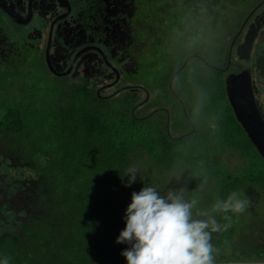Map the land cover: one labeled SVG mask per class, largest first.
<instances>
[{
    "label": "flooded vegetation",
    "instance_id": "flooded-vegetation-1",
    "mask_svg": "<svg viewBox=\"0 0 264 264\" xmlns=\"http://www.w3.org/2000/svg\"><path fill=\"white\" fill-rule=\"evenodd\" d=\"M7 1L13 5L17 2L14 5L17 8L18 0ZM60 2L31 0L28 10L23 13V19L29 17L30 24L23 27L21 37L15 38L6 31L0 33V78L10 75L12 80L18 66L27 69L38 60L43 70L55 79L68 80V86H77L99 98L111 101L119 95L132 94L134 106L142 113L139 118L145 121L154 117L150 113L153 109L155 114L166 111L167 104L159 105L153 101L147 83L135 82V79L147 80L151 73L163 67V76L169 73L166 87L171 90L172 102L174 99L182 105L183 100L176 95L174 83L184 70H191L196 88L192 93L193 106L200 91L206 95L207 88L204 87L210 82L211 94L219 96L222 112L228 114L226 122L232 121L234 127L227 126V131L222 132L219 124L224 126V123L218 117L207 125L206 137L211 144L222 140V145L234 153L229 156H223L222 152L215 154L204 149L202 144L203 154L207 152L202 156L203 177L201 182L196 181L193 190L201 191L197 195L199 201L210 200V205L205 210L192 211L193 218L207 219L208 216L198 215L204 212L220 226L219 231L211 233L209 240L213 264L264 262V214L260 213L264 202V159L235 119L226 99L227 79L234 77L232 87L236 89H233L247 91L256 107L258 117L253 118L252 128L256 129L259 124L264 134V0ZM73 5L78 8V15L83 14L77 28L66 27L60 20L66 8ZM227 14L238 18L237 21L226 22ZM205 28H212L215 46L217 40L221 43L224 57L220 65L212 64L205 50L198 48H202L207 40ZM195 42L198 47L193 46ZM205 76L207 78L201 80L200 77ZM139 94L143 98L136 101L135 96L139 98ZM187 110H192L190 105ZM188 118L186 116L187 122L192 124ZM160 121L163 122L160 125H169L171 120L166 117ZM217 130L221 134L216 135ZM194 131L193 126L189 131L178 129L177 132L167 127L162 136L171 141L179 140L190 138ZM194 140L188 139L191 147H194ZM237 156L249 165H231ZM197 166L201 167V161L195 168ZM9 174L13 177L11 173L3 178L0 174V234L20 233L24 237L23 225L30 226L29 219L34 214L33 196L15 200L13 196L19 192L14 194L17 187L8 184ZM233 192L240 193V198H247L250 204L243 213L234 215V221H228L232 215L222 208L214 210L212 205L227 200L226 195ZM225 225L228 226L226 229Z\"/></svg>",
    "mask_w": 264,
    "mask_h": 264
},
{
    "label": "trees",
    "instance_id": "trees-1",
    "mask_svg": "<svg viewBox=\"0 0 264 264\" xmlns=\"http://www.w3.org/2000/svg\"><path fill=\"white\" fill-rule=\"evenodd\" d=\"M40 64L18 66V95L0 85V174L13 175L6 179L17 187L15 200L33 196L34 213L24 237L0 234V260L127 264L121 252L128 245L115 243L133 193L123 177L130 160L124 144L138 137L134 123L145 120L135 102L125 106L132 95L108 103L77 86L54 85Z\"/></svg>",
    "mask_w": 264,
    "mask_h": 264
},
{
    "label": "rangeland",
    "instance_id": "rangeland-1",
    "mask_svg": "<svg viewBox=\"0 0 264 264\" xmlns=\"http://www.w3.org/2000/svg\"><path fill=\"white\" fill-rule=\"evenodd\" d=\"M227 15L226 22L227 20L231 19L234 23L238 19L232 17L231 15ZM233 26L234 25H232V28ZM204 31L207 37L204 45H206L207 48L204 45L202 48L198 47L199 44L197 42H195L193 46L202 49L203 52L205 50V55L209 58V61L212 64H222L224 55L223 52H221V43L217 40V45L215 46L216 40H212L214 36L212 28H205ZM209 37H211V40L208 41ZM184 49L186 50V48ZM36 65L38 64L36 63ZM162 69L163 67L158 69L155 73H151L150 77L147 80L142 81L141 79H135V82L147 83L151 91V99L154 98L153 101H155L159 105L167 104V106H165L166 111H158L159 114H155V112H153V109V111H151L150 113H152L154 117L146 121H141V123L136 122L134 123L135 126L130 129V131L137 130L138 137L136 136V138H134L132 141L125 142L124 144L125 146L130 147L126 152V154L129 153L130 157V160L127 162V164L128 167L134 166L138 169V177L136 182L129 188L133 189V192H139L145 185L153 186L158 189L162 196H166L169 192H176L183 195L186 201L193 202L192 211H195L196 209L198 211H200L201 209L205 210L206 207H209L210 200H206L204 202L199 201V196L197 195H200L201 191L193 190L196 181H202L201 178L203 177L204 171V168H202V156L206 155L207 153L204 152L203 154V150L205 148L210 149L215 154L222 152L221 154L223 156H229L234 153L232 149H227L225 148L226 145H222V140H218L217 143H213L215 145L209 142V139H207L206 137V135H208L207 125L210 123V121L212 122L219 117L218 120L221 121L222 124L224 123V126L220 124L219 126L221 127V131L225 132L227 131V126L234 127V123L232 121L228 123L226 122V116L228 117V114L222 112V104L220 103L219 96L211 94L210 89L213 88L209 87L211 86L210 82H206L207 85L204 87L207 88L206 95L205 93L200 91L198 95L199 99L197 98L195 106L192 105V103L194 102L192 93H195L194 90L196 88L193 82L194 72L191 70H184V72L181 74V77L179 79H176L174 83V85L176 86V95L178 94L179 97L183 100L182 105L176 103L174 99L172 102V96L171 94H169L171 90L167 89L166 87L168 83L169 73L168 76H163V73L161 72ZM32 73L36 74V76L38 77V73L42 72L35 70ZM45 75L48 76L49 73H46ZM200 78L201 80H204L207 78V76ZM19 79L20 77H14L10 83L5 81L0 83V85L10 87L14 86V88L9 89V92L11 94L18 95L19 89L22 88L19 84ZM52 79L55 82L54 85H68V80H58L54 77H52ZM44 89L45 88L42 87L41 90ZM131 95L132 94H122L115 97L114 99H120V97L122 98L125 96L130 97ZM135 98L136 101L142 100L143 95L139 94V98L138 95H136ZM125 102H128L127 104H125V106L130 108L135 101L130 98V100L128 99V101ZM108 103H113V101H109ZM188 105H190L192 109L191 111L187 110ZM182 106L184 107V109L181 108ZM218 107L221 108L219 109ZM148 112L149 111H147L146 114H148ZM134 113L136 114L137 118L142 116V113L138 108L135 109ZM213 115H215L216 118H213ZM186 116L189 117L188 120L192 124H189L187 122ZM166 117H169L171 120L169 121V125H160V123H163L160 121V119H164ZM118 124H122V122H119ZM191 126H193L195 131L193 132V136H191L190 138L185 137L184 139L171 141L168 140L167 137L162 136L163 131L167 127H169L172 132H175V130L177 132L178 129L189 131L191 129ZM215 134L219 135L221 134V132L217 130ZM125 136H129V131L125 134ZM188 139H195L193 142L194 147L190 146ZM202 144L204 149H202ZM234 144H236V142H234ZM242 146L244 149V144H242ZM195 150H198L200 152L193 153V151ZM200 161L201 167L197 166V168H195V166ZM231 165L242 166L249 165V163L242 161L237 156V160H233L231 162ZM197 172L199 173L195 175ZM248 172L249 171H247L246 173ZM197 178L200 179L197 180ZM226 196L228 197V195ZM215 205L216 204L212 206ZM228 213L232 215V218H229L228 221H234V215L237 216V213H234L232 211H228ZM260 213L264 214V202L261 206Z\"/></svg>",
    "mask_w": 264,
    "mask_h": 264
},
{
    "label": "clouds",
    "instance_id": "clouds-1",
    "mask_svg": "<svg viewBox=\"0 0 264 264\" xmlns=\"http://www.w3.org/2000/svg\"><path fill=\"white\" fill-rule=\"evenodd\" d=\"M137 173L134 166L125 170V187L136 182ZM240 196L238 192L230 193L227 200L217 202L214 210L243 213L250 201ZM192 209L193 202L176 192L162 196L157 188L148 185L133 192L124 214L125 228L115 241L128 245L121 252L127 264H213L209 240L220 226L204 212L198 215L207 219H194ZM0 264H10V257H4Z\"/></svg>",
    "mask_w": 264,
    "mask_h": 264
},
{
    "label": "water",
    "instance_id": "water-1",
    "mask_svg": "<svg viewBox=\"0 0 264 264\" xmlns=\"http://www.w3.org/2000/svg\"><path fill=\"white\" fill-rule=\"evenodd\" d=\"M61 0L58 3L61 4ZM31 0H18L17 8L7 0H0V33L2 31L11 32L15 38H20L22 35L23 27L30 24V18L23 19V13L29 8ZM15 8L19 11L17 12ZM58 8H62L58 6ZM60 15V20L63 21L64 26L70 27L77 25V22L81 21L83 14L78 15V8L73 5L70 9ZM57 22V20H54ZM17 31V32H16ZM248 38V36H247ZM249 40L247 41V43ZM51 73L54 74L52 67L47 64ZM232 81L234 77L227 79L226 87V99L232 109L235 119L241 124L242 129L247 134L252 144L256 147L260 156L264 159V134L259 129V124H256V129L252 128L254 117H258V113L255 105L250 100V96L247 91H237L236 87H232ZM254 131H258L255 133ZM223 264H264V262H248V263H223Z\"/></svg>",
    "mask_w": 264,
    "mask_h": 264
}]
</instances>
